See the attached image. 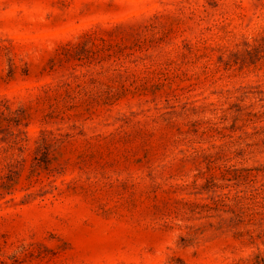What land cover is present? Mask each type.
<instances>
[{"label":"rangeland","instance_id":"rangeland-1","mask_svg":"<svg viewBox=\"0 0 264 264\" xmlns=\"http://www.w3.org/2000/svg\"><path fill=\"white\" fill-rule=\"evenodd\" d=\"M0 264H264V0H0Z\"/></svg>","mask_w":264,"mask_h":264}]
</instances>
